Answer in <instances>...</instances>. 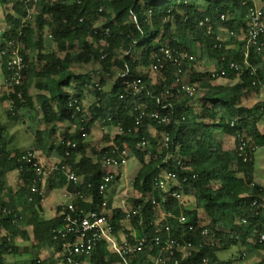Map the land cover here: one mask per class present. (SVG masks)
Returning <instances> with one entry per match:
<instances>
[{"label": "trees", "instance_id": "16d2710c", "mask_svg": "<svg viewBox=\"0 0 264 264\" xmlns=\"http://www.w3.org/2000/svg\"><path fill=\"white\" fill-rule=\"evenodd\" d=\"M81 1L79 4L75 0H37L34 4L37 14L24 30L23 39L28 65L24 79L38 90L36 103L28 98L24 86L10 94L0 88V103L13 102L14 110L10 108L6 114L14 123L20 122V112H28L34 113L32 123L38 122L36 117L40 115L45 126V129L36 127L31 150L8 151L2 147L8 133L0 118V187L7 185L9 174L21 172L19 189L12 195L20 211L4 214L8 208L0 193V235L3 230L19 235L20 225L33 226V250L37 252L31 253L33 258L27 264H58L55 254L61 249L53 239V231L60 226L61 208L51 220L42 215L46 195L33 192L36 172L21 160L27 153L55 151L52 154L58 163L70 165L83 178L78 188L91 195L94 200L91 208L97 209L102 198L98 189L105 174L104 160L112 148L94 149L91 157L83 134L89 135L98 124L103 129L117 128L120 133L108 137V143L120 148L129 146L132 154L136 153L142 161L133 181V188L142 198L128 200V212L140 209V214L128 222L126 211L113 207L109 201L107 216L116 233L124 225L133 226L140 239L149 241L156 224L161 222L170 227L171 238L200 248L190 258L178 254L182 264H198L203 259L206 264H236L246 256L242 252L244 248L248 253L264 251V244L259 242V235L264 234V210H253L255 202L264 203V177L256 179L255 166V153L264 147L261 132L264 54L253 53L251 57L259 71L258 77H252L248 70L227 73L224 79L237 81L234 86L214 85L218 78L201 66L216 63V71H221L231 60L242 63L249 23L243 0ZM259 1L264 10V0ZM0 5L5 8L7 23L0 45L6 81L9 57L2 56L5 41L18 36L21 22L32 5L29 0H0ZM223 15L227 16L225 22L221 20ZM210 23L214 26L212 33L208 31ZM220 26H224L228 37L230 31L236 32L237 39L228 38L225 42L226 35L223 36ZM107 30L109 35H105ZM165 47L187 54L188 59L179 67L160 52ZM155 64L159 65L156 78L141 72V68H153ZM99 75L102 78L96 81ZM180 77L195 91L201 90L200 94L191 97L178 93L176 81ZM107 80L113 81L108 91ZM167 91L171 96L166 95ZM19 93L24 96L23 101L18 98ZM89 94L95 102L86 108L84 103ZM159 99H163L162 104ZM75 101L81 112L77 111ZM166 105L169 107L165 110ZM167 111L171 113L167 125H160L151 117L154 112L164 115ZM143 112L145 116L138 124ZM66 124L73 126L75 132L65 131L61 141L77 144L69 158L65 148L61 145L56 148L54 141L59 127ZM154 129L158 132L156 140L152 136ZM238 133L247 141L245 153L251 156L249 162L240 156ZM166 134L171 138L168 149L162 143ZM224 135L235 138L233 150L225 148ZM142 140L156 147L143 152L138 149ZM163 172L178 176L180 186L174 191L183 194L182 201L166 195L157 186ZM54 175L61 186L67 185L64 174ZM88 185L93 187L89 189ZM37 186L42 191L43 185ZM74 188L70 186L69 190ZM26 202L31 207L21 209ZM161 206V210L173 217L160 221L156 213ZM182 216L186 218L185 224L179 222ZM205 230L210 231L209 237L203 235ZM22 234L28 240L27 234ZM42 246L56 247L57 251L49 259L41 260ZM236 246L241 247L239 257L234 253L228 255ZM98 249L100 253L88 264L120 263L107 244H101ZM14 251L21 254L25 250L14 243L13 237L0 236V264H9L6 256ZM159 253L158 248L149 245L130 258V264H156Z\"/></svg>", "mask_w": 264, "mask_h": 264}, {"label": "built area", "instance_id": "2783aa9c", "mask_svg": "<svg viewBox=\"0 0 264 264\" xmlns=\"http://www.w3.org/2000/svg\"><path fill=\"white\" fill-rule=\"evenodd\" d=\"M81 4V0H75ZM37 0H33L31 7L28 8L26 17L22 20L21 26L18 30V36L16 38L6 40L4 47L5 50L2 53L3 57H9L8 71L9 76L6 80V85L9 88L8 93H15L16 88L22 87L25 84L24 75L28 70V65L24 56L25 41L24 30L29 27V24L34 20L37 10L35 3ZM243 7L248 8V27L245 31L246 46L243 50L242 63L231 60L225 69L221 71L213 72L214 77L224 78L229 72H243L250 71L252 77H258V69L253 66L251 62L252 54L263 55L264 54V10L260 5L259 0H243ZM222 22L227 20V16L221 17ZM208 22V21H207ZM214 26L210 23L208 27L209 33H212ZM105 35H109V30L105 32ZM229 38L237 39V33L234 31L229 32ZM163 56L168 60L173 61L179 67L183 65V60L188 59L187 54H181L179 51L171 48H162L160 51ZM190 60H193L191 57ZM159 62V61H158ZM159 64V63H158ZM154 65V70H158L159 65ZM254 86L257 82L254 81ZM176 88L178 93H186L193 97L196 95L194 87L184 83L180 77L176 81ZM167 96H171V92L167 91ZM18 98L24 100L22 93H19ZM163 99H159V104H162ZM11 102V110H14L13 102ZM77 111L81 112L82 108L78 102L75 101ZM169 106H164L166 110ZM145 116V112L137 119L138 124ZM152 119L158 124L167 125L171 121V113L167 111L164 115L159 112H154L151 115ZM235 126V123L232 124ZM84 131V129H83ZM86 139L87 133L83 134ZM236 139L239 140V153L244 158L245 162L251 160V156L245 153L247 141L240 133L237 134ZM171 138L168 134L162 140L164 146L168 149L170 147ZM61 146L65 148L66 157L71 156L72 151L77 149V144L71 140L63 141ZM148 144L146 140H142L138 144V149L147 148ZM111 154L104 160L105 174L102 177V183L99 185V194L102 196L98 204L97 209L91 208L94 204L93 198L85 194V192L78 187L82 185L83 178L79 177L75 170L68 164L57 163L51 170L47 171L44 162L37 153H27L22 157V162L27 163L33 170H35L37 179L34 182L33 192L39 195H43L42 191L38 189V184L44 185L54 174H64L66 177L67 185L64 193L65 202L60 207V226L53 231V239L60 246L61 251L58 253V264H88L94 255L98 247L101 244H107L109 251L119 259L121 264H130V258L136 257L143 252L149 245L152 248H158L160 250L159 256L156 258V264H182V261L177 258L178 254H182L185 257H192L193 251H198L200 248L193 243L182 244L176 239L171 238L170 227L163 226L161 222L156 224L157 229L153 231L150 240L140 239L137 236L133 226L124 225L120 233H116L114 227L108 220L107 212L109 200L104 195L108 191L110 185L114 182H119L124 178L123 170L128 163L129 158L132 155V149L129 146L120 148L116 144L111 146ZM178 165L181 162L178 161ZM21 171H23L21 169ZM70 186H74V191H70ZM157 186L166 191L170 190V195L179 201L183 200V194L174 191L180 186L178 176L173 173L163 172L157 179ZM93 186L88 185L91 189ZM155 203V202H154ZM253 210H264V203L259 204L255 202L253 204ZM4 214L11 215L12 211L5 209ZM140 214V209H136L132 212H126V220L132 221L135 216ZM159 220L172 218L171 213L162 215ZM16 217V216H15ZM181 224H185L186 218L182 216L179 219ZM243 223H246L243 220ZM193 230V228H190ZM168 235L167 238H164ZM204 236L209 237L210 231L205 230ZM259 242L264 244V234L259 235ZM85 260L86 262L84 263ZM206 259L198 264H206Z\"/></svg>", "mask_w": 264, "mask_h": 264}, {"label": "rangeland", "instance_id": "374dc122", "mask_svg": "<svg viewBox=\"0 0 264 264\" xmlns=\"http://www.w3.org/2000/svg\"><path fill=\"white\" fill-rule=\"evenodd\" d=\"M33 0H29L30 3H32ZM11 9V8H9ZM7 30V23H6V12L5 8L0 5V45L3 43V35ZM220 30L223 33L224 40L225 42L228 41L229 37L226 34V29H224V26H220ZM3 62L4 59L1 57L0 54V88L3 93H7L9 91V88L6 85L5 81V75L3 72ZM203 69H206L208 72H215L217 68L216 63H210L208 66L206 63L201 64ZM207 66V67H205ZM86 71V70H85ZM141 72L143 74L148 75L150 78H156V70L154 68H141ZM96 81L100 80L102 77L99 75L95 77ZM113 84L112 80H107V85L105 86V89L108 91L111 88V85ZM237 84V81L232 82L230 80L224 79V78H219L214 85H227V86H234ZM24 87L27 89V95L28 98L32 99L33 103H36L35 97L39 93L38 90H36L35 86L33 83L29 84L28 82H25ZM200 91H196V95L198 96L200 94ZM262 100L264 101V89L262 91ZM95 102V99L92 95H88V99L85 101L84 105L86 108H89L92 106V104ZM198 104V102H197ZM11 107V102H5V103H0V118H1V124L4 125L6 128V132L8 133L6 138H5V143L2 144V147H4L8 151H26L28 152L29 150L32 149L33 147V142H34V131L38 128L45 129V126L41 122V117L40 115L37 116L36 118L38 119L37 121H34L32 123L31 118L34 117V113L32 115H29L28 112H20V122L19 123H14L8 116H7V111L10 110ZM38 110V109H37ZM69 130L70 132H75V128L71 126L70 124H66L63 127H59L57 130V133H55L54 136V141L56 142L55 146L56 148L61 145L62 141L60 139L61 134H63L65 131ZM261 132L264 133V127L261 128ZM120 131L117 128L113 127H108V128H102L98 124H95L91 128V132L86 138V142L89 145L87 153L89 156L93 157V150H102L107 147H111L112 145L108 143L107 138L108 137H115L118 135ZM153 140H156L158 137V132L156 129L153 130ZM225 148L227 150H233L235 148V138L232 136L224 135L223 136ZM156 146L153 145H148L147 148L141 149L143 152L146 150H152ZM55 152V151H54ZM54 152H49L43 154L42 152H38L37 155L41 157L42 162L45 164L46 170L50 171L51 168H53L57 163V157H55L52 153ZM146 162L149 161V157H146ZM255 166H256V179L259 181L261 180V177H264V147L260 148L257 150L255 153ZM142 167V161L141 159L136 155V153H133L131 157L128 160V163L126 164V167L123 170L124 173V178L120 180L119 182L115 183L113 186H111L104 197L111 201L113 203V207L115 208H121L125 210L126 212L129 211L130 208V201H128L130 198L134 199H139L142 198V195L139 194L134 188H133V181L137 177L140 169ZM20 171L13 172L8 175L7 179V185L5 187H0V193L4 195L6 199V207L12 211L14 214L20 211L18 207H16L13 203L12 200V195L19 189L18 183L20 181ZM53 177V176H52ZM48 182V179H47ZM57 191V190H56ZM55 190L47 192L46 187H42V193L46 195V201L44 202L45 208L43 209V214L49 213L50 215L51 211L55 210V207L57 205V202H55L57 199L58 193ZM10 192L12 194H10ZM47 192V193H46ZM165 192L166 195H170V190L169 188L166 189ZM17 197V195H16ZM18 198V197H17ZM147 201H150V198H147ZM31 207L30 203H24L23 206H21V209H28ZM162 206L159 207V210H157L156 216L157 218H162L164 211L161 210ZM19 231L21 234H13L9 233L5 230L1 232V237L2 238H12L14 240V243L18 245V247H24V252L21 254H18V252L14 251L13 254L7 255V263L9 264H27L33 256L31 253L36 254V250H33V239H34V227L33 226H26V225H20ZM26 233L28 240L24 237L22 233ZM251 242H254L252 240ZM39 249V248H38ZM41 249V250H40ZM40 258L41 260H47L50 258L53 252L57 251L56 247L53 248H48L46 246H42L40 248ZM100 250L97 249L96 254H99ZM30 252V253H29ZM241 252V247L236 246L233 247L228 255L230 254H236V256L239 257ZM242 252L246 253V256H244V259L240 262H237L236 264H264V251L260 250H255L252 253H248L246 248L242 250ZM227 255V254H226ZM56 259H58V253L55 254ZM151 260H154L153 257H151ZM115 264H120L118 261L115 262Z\"/></svg>", "mask_w": 264, "mask_h": 264}, {"label": "crops", "instance_id": "0c3cea01", "mask_svg": "<svg viewBox=\"0 0 264 264\" xmlns=\"http://www.w3.org/2000/svg\"><path fill=\"white\" fill-rule=\"evenodd\" d=\"M53 176H55V175H53ZM51 177L48 179V182H46L43 185V187H46L47 188V192L50 191L51 193H52L53 190H55V191L57 190L56 192L58 193V195H57V198H56L57 200L55 201V202H57V205L55 207V210L54 211L50 210L51 211L50 212L51 213L50 215H48L49 213L48 214L47 213L44 214V216H45V218L47 220L53 219L57 215V210L65 202L64 193H65V190H66V186H61L58 179H56L55 177H52V178ZM43 195H45V194H43ZM46 199L47 198H45L44 201H43V209L45 208L44 202L46 201Z\"/></svg>", "mask_w": 264, "mask_h": 264}]
</instances>
